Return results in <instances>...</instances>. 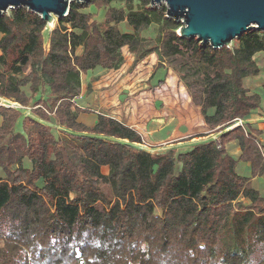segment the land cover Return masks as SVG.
Masks as SVG:
<instances>
[{"label":"trees","instance_id":"1","mask_svg":"<svg viewBox=\"0 0 264 264\" xmlns=\"http://www.w3.org/2000/svg\"><path fill=\"white\" fill-rule=\"evenodd\" d=\"M68 11L46 39L47 24L25 7L0 15V101L20 107L0 103V264H264V195L252 183L264 176V146L248 122L264 96L247 86L264 32L213 49L178 36L183 23L151 0L72 1ZM151 26L156 40L141 36ZM123 48L132 68L155 54L149 88L171 71L218 141L151 153L128 125L78 106L81 77L119 69ZM99 178L114 206L94 223L86 209Z\"/></svg>","mask_w":264,"mask_h":264},{"label":"rangeland","instance_id":"2","mask_svg":"<svg viewBox=\"0 0 264 264\" xmlns=\"http://www.w3.org/2000/svg\"><path fill=\"white\" fill-rule=\"evenodd\" d=\"M163 4L164 1L161 2L159 5H163ZM9 10L10 9L5 11L4 13H8ZM87 12L89 13L93 12L94 19L97 20V22L102 21L101 12H97L96 10L93 9L88 10ZM56 20H57L56 17H54L53 22L48 23L47 25L48 29L44 33L45 39L48 37L49 32L56 25L57 22ZM120 29L124 32L130 31L126 25H121ZM141 36L145 37L148 40L150 39L156 40L157 38L156 27L151 26L149 30L142 32ZM47 47L48 44L45 45V49H47ZM79 50L80 49H78V51ZM119 53L124 58V62L119 69L108 70V71L97 69L81 77V83H82L81 92L78 96L79 98L76 99V104L78 106H81L84 109H90L91 111L97 112L98 111L97 106L102 100H106L108 99V97H113L114 94L117 93V91L122 92L123 90H126V92L121 93L119 96L123 97L122 98L123 101L127 100L130 102H135V104L137 103L142 104V105L139 104L140 107H138L139 112L143 114L142 116L149 117L150 115H152L153 111L155 110L154 108H156L157 106L156 104H161L158 106L161 109L165 110V112L163 111L164 115L167 114L174 115L181 127L184 126L189 128L190 126L191 127L193 126V128L197 129L204 125L206 127L204 129L205 133L206 134L208 133L209 136H213V139L218 141L219 133L217 132L219 131V129H216V131L214 132H211V130L208 129V127L203 122L202 116L200 114V110L197 108L198 106L197 105L195 106L193 103H191L190 96L188 98L189 94L184 92V90L186 91V88L184 86H183L184 88L181 89V93H179L180 83L171 71L168 72L165 78L166 82L164 86L152 90L149 89L148 79L151 73H153L157 67L156 66L157 59L154 54H151L150 57H148L147 59L143 60L141 63L136 65L135 68H132L131 67L132 57L129 54V52H127L126 48L121 49ZM255 57L260 67V72L258 76L254 77L253 80L250 83H248L247 86L250 92L252 93L258 92L262 96H264L263 91H261V87L264 84V55L258 54ZM128 91L131 92L129 95L127 94ZM156 92L157 94H155ZM208 93L211 94L212 96H217L219 94V90L216 87L212 86L208 89ZM156 95L158 96L156 97ZM0 103L1 105L4 104L3 105L4 107L8 106V107L20 108L19 105L13 102L7 101V103H4L0 101ZM231 108L232 107L225 105L224 109H222L221 112L225 114L226 112H230ZM27 111L28 110H26V113ZM80 118H82L81 120L88 124L92 123L93 121L92 116L89 114L86 115L83 114L81 115ZM0 122H1V118H0ZM17 126L19 128L20 124H18ZM234 126L236 127V125ZM183 135H185V133ZM204 138L197 137L196 140L193 139L191 140V142L197 143V141H202ZM260 139L264 141V135H262ZM262 145L264 146V143ZM185 146H188V144L186 141H183V145L178 147L184 148ZM161 147L164 146L156 147L154 152H161L169 148L168 147L161 149ZM237 152H238L237 150L232 149L231 154L237 157ZM239 165H240L238 169L239 175L242 176L247 173L249 175L250 169L249 168L245 169V164L243 162L239 163ZM101 172L104 176L108 174L105 169H103ZM260 178L261 179L258 181V184L256 186L254 184V186L258 188L260 193L264 195V176ZM97 184H98V188L94 190V192L91 194V199L94 200V204L86 209L87 213L90 214L94 223H98L104 212H112L114 206V198L111 195V190L109 184H107V181L104 178H99Z\"/></svg>","mask_w":264,"mask_h":264},{"label":"water","instance_id":"3","mask_svg":"<svg viewBox=\"0 0 264 264\" xmlns=\"http://www.w3.org/2000/svg\"><path fill=\"white\" fill-rule=\"evenodd\" d=\"M72 1L88 0H0V15L8 9L25 7L48 25L68 14ZM164 1L166 17L181 21L178 36L196 37L213 49L229 47L234 39L251 29L264 32V0H151Z\"/></svg>","mask_w":264,"mask_h":264},{"label":"crops","instance_id":"4","mask_svg":"<svg viewBox=\"0 0 264 264\" xmlns=\"http://www.w3.org/2000/svg\"><path fill=\"white\" fill-rule=\"evenodd\" d=\"M161 87H155L152 89L161 88ZM182 87H183V84L182 83L179 84V93H181ZM149 89L152 90L151 88ZM123 92H126V90H123L122 92L117 91V93H115L113 97H108V99L102 100L97 106V110H98L97 112L100 111L99 113H103L107 115L108 117L110 116L116 119L117 121L122 122L123 124L128 125L132 129H134L138 134H140L142 139H144L145 141H147L148 144L151 145L152 147L150 150L151 153H154L156 147H159V146H164V147H161V149L168 148V147L171 148V147L182 146L184 139L194 137V139L196 140L198 135H206L207 138L205 136H204L205 138L199 137V138H204L203 140L213 138V136H209L208 133L207 134L205 133L204 129L206 127L204 125L197 129L193 128V126L192 127L190 126L189 128L184 127V126L181 127L179 123L177 122L174 115H171V114L164 115L165 110L161 109L158 106L161 104H156L157 106L156 108H154L155 110L153 111L152 115H150L149 117L142 116L143 114H141L138 110V107H140V105L142 104L140 103L135 104V102H130L127 100L123 101L122 99L123 97L119 96ZM184 92L187 93L185 90ZM130 93H131L130 91L127 92L128 95ZM155 94H157V92ZM158 95H156V97ZM188 98H189V95H188ZM197 108L200 110L199 107ZM92 118L94 119L93 115H92ZM81 119L82 118H80V120ZM262 119H264V113H262L261 115L254 114V116H252L248 122L252 124L257 130H259L262 133V135H264V120ZM184 133L185 135H183ZM260 141L262 144L264 143L262 139H260ZM186 142L188 145L194 143V142H191V140L186 141ZM230 145H231L230 147L231 151L232 149H235L238 151L237 152V157H238L240 154L239 150L234 148L232 144ZM244 164H245V169H248V168L250 169L249 164L247 163H244ZM101 169L102 170L105 169L108 173V169L106 167H101ZM243 176L248 177V178L251 177L250 170H249V175L247 173V174H244ZM260 179H261L260 177L259 178L256 177L255 179L252 180L253 181L252 183L255 184L256 186ZM255 186L254 188L259 191V189L256 188Z\"/></svg>","mask_w":264,"mask_h":264},{"label":"built area","instance_id":"5","mask_svg":"<svg viewBox=\"0 0 264 264\" xmlns=\"http://www.w3.org/2000/svg\"><path fill=\"white\" fill-rule=\"evenodd\" d=\"M2 102H4V103H7V101H4V100H1ZM10 102V101H9ZM4 105V104H3ZM236 126H239V125H241V121H238L236 124H235ZM233 127H235V126H233ZM233 127H231V128H233ZM140 146L143 148V149H145V150H147V151H150L151 150V145L150 144H148L147 143V141H145L144 139H143V142H142V144H140Z\"/></svg>","mask_w":264,"mask_h":264},{"label":"bare ground","instance_id":"6","mask_svg":"<svg viewBox=\"0 0 264 264\" xmlns=\"http://www.w3.org/2000/svg\"><path fill=\"white\" fill-rule=\"evenodd\" d=\"M50 25V24H49Z\"/></svg>","mask_w":264,"mask_h":264}]
</instances>
